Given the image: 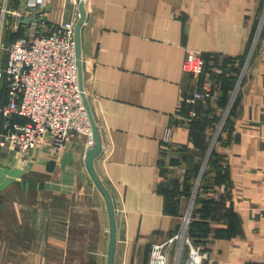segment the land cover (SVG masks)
<instances>
[{
	"label": "crops",
	"instance_id": "0c3cea01",
	"mask_svg": "<svg viewBox=\"0 0 264 264\" xmlns=\"http://www.w3.org/2000/svg\"><path fill=\"white\" fill-rule=\"evenodd\" d=\"M78 1L45 0L42 23L6 19L3 41L75 25ZM84 11L81 85L115 221L111 264H149L189 208L185 236L206 251L202 264H264V0H84ZM187 48L204 60L196 79L182 70ZM204 81L210 96L187 101ZM24 121L0 119V131ZM92 145L71 132L60 146H0V264H105L110 221L85 163Z\"/></svg>",
	"mask_w": 264,
	"mask_h": 264
},
{
	"label": "built area",
	"instance_id": "2783aa9c",
	"mask_svg": "<svg viewBox=\"0 0 264 264\" xmlns=\"http://www.w3.org/2000/svg\"><path fill=\"white\" fill-rule=\"evenodd\" d=\"M44 15L45 0H0V79L6 88L0 119L7 121L12 115L25 118L24 122L13 123L0 131V146L21 152L51 143L60 146L71 132L84 134L90 141L92 138L82 100L85 93L78 78L73 24L65 22L45 32H34L32 36L24 34L10 42L3 41L6 19L17 24L28 18L42 23ZM203 62L199 51L187 48L182 70L196 79L203 73ZM202 87L209 90L207 82ZM191 94L187 98L189 102L199 96L196 92ZM168 139L169 131L164 137L166 142ZM186 229L187 221L180 234L153 243L149 264H170L168 249L174 240H179V245L172 264H180L184 253L182 264H202L207 253L185 236Z\"/></svg>",
	"mask_w": 264,
	"mask_h": 264
},
{
	"label": "water",
	"instance_id": "95a60500",
	"mask_svg": "<svg viewBox=\"0 0 264 264\" xmlns=\"http://www.w3.org/2000/svg\"><path fill=\"white\" fill-rule=\"evenodd\" d=\"M83 0H81V8H80V17L77 19L76 23H75V41H76V52H77V69H78V78H79V83L80 86L82 84V71H81V56H80V49H79V27L81 25V22L83 21L84 15H85V11L83 6ZM82 100H83V104L87 110V114H88V118H89V122H90V126H91V135H92V139H93V145L91 147H89L85 153V163L87 166V169L94 181V183L96 184V186L98 187V189L103 193L106 203H107V209H108V213H109V221H110V235H109V245H108V251H107V256H106V262L105 264H111L112 261V255H113V248H114V238H115V221H114V216H113V210H112V206H111V202L108 196L107 191L105 190V188L103 187V185L101 184L99 178L97 177L94 168H93V159L95 158V156L98 154L99 150H100V138H99V134L97 132V128L96 125L94 123L93 120V116L91 114L86 96L84 94H82Z\"/></svg>",
	"mask_w": 264,
	"mask_h": 264
},
{
	"label": "rangeland",
	"instance_id": "374dc122",
	"mask_svg": "<svg viewBox=\"0 0 264 264\" xmlns=\"http://www.w3.org/2000/svg\"><path fill=\"white\" fill-rule=\"evenodd\" d=\"M78 3L81 5V0L78 1ZM83 8H84V0H83ZM74 27V32H75V25H73ZM2 66V65H1ZM203 70H204V62H203ZM204 72V71H203ZM203 74V73H202ZM206 82V81H204ZM209 85V84H208ZM210 86H209V90L207 91L205 88L202 87L201 85V91L197 92L199 94V98H208L210 96ZM208 93V95H206ZM217 105L215 104L212 108V111L210 112V116L213 117V123H214V126L212 129L209 130V132L211 131V135L212 136H218L220 135V132H221V129H222V121L224 120L223 119V116H224V111L223 110V105ZM222 109V110H221ZM219 124V125H218ZM214 145V144H213ZM34 149V148H33ZM31 150V149H29ZM210 159V156L208 157V160ZM208 160L206 161L205 165L203 166L202 168V173H203V170L206 168L207 166V163H208ZM202 175V174H201ZM199 178H200V175H199ZM200 180L201 179H197L196 180V183H195V187L198 186V184L200 183ZM193 200V199H192ZM192 200H191V203H192ZM190 210V208L188 209V211ZM187 211V214H186V221H187V226H188V216H189V213Z\"/></svg>",
	"mask_w": 264,
	"mask_h": 264
}]
</instances>
